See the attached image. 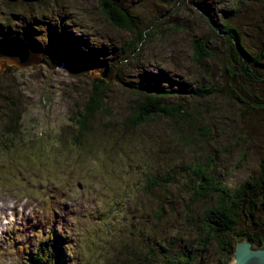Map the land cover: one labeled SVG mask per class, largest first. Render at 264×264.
Masks as SVG:
<instances>
[{
  "label": "rangeland",
  "instance_id": "374dc122",
  "mask_svg": "<svg viewBox=\"0 0 264 264\" xmlns=\"http://www.w3.org/2000/svg\"><path fill=\"white\" fill-rule=\"evenodd\" d=\"M115 1L140 16L138 28L147 29L150 40L147 36L139 42L135 31L112 25L102 14L99 0H0V49L7 54L0 52V264H39L29 262L39 242L32 225L40 219L38 213L43 214V200L55 198L52 193L59 187L65 188V197L59 201L67 204V210L58 212L65 221L59 227L70 228L71 239L81 240L82 248L49 242L44 253L48 264H133V241H141V230L149 235L151 245H141L148 246V253L159 249L152 240L159 239L160 231L165 234L162 244H168L164 250L176 247V251L194 250L196 255L200 240L212 234L210 239H214H209L206 249L208 261L197 258L195 262L227 264V250L235 249L240 236H264V210H253L250 205L244 212L252 216L240 212L230 230L203 227L202 234L203 211L211 202L197 209V225L191 227L185 214L190 195L184 186L176 188L182 165L193 161L208 168L205 173L221 181L230 194L246 184L242 182L261 175L264 108L259 107L264 103V68H260V76L252 72L251 77L257 79L245 77L244 68L239 74L227 72L224 55L231 42H224L226 35L221 30L225 22L238 28L242 20L247 28V22L248 40L241 25L239 39L246 44L251 61H264V26L250 19L251 15L260 16L261 10L250 13V7L239 21L227 15L234 0L222 4H215L216 0ZM17 35L30 41V49H39L38 55L31 50L35 58L16 48ZM200 37L216 51L203 64L194 59L193 52ZM233 42L236 44V39ZM129 46L132 50L123 54V47ZM11 47L37 63L12 64ZM233 49L239 52L237 47ZM68 56L72 61H65ZM100 78L104 79L107 108L91 117L88 135H78L72 117L83 110L91 87ZM129 83H150L166 90L181 87L185 109L196 117L197 130H191L196 144L184 147L176 141V121L165 114L154 115L139 128L123 126L136 110L139 92ZM203 86L204 91L195 97L187 95L186 91ZM166 98L170 105L179 102L178 96ZM250 104L253 106L248 107ZM209 162L212 166L206 168ZM158 172L173 175L165 195L159 191L157 197L156 191L153 197L143 196L145 175ZM90 187H95L96 197H88ZM163 197L172 202L167 216L166 203L163 215L155 208V202L162 203ZM87 212L89 221L96 218L93 228L85 219ZM256 225L262 226L263 232L260 228L256 232ZM150 230L154 234H149ZM224 239L227 250L220 247ZM257 244L253 242L254 247L264 242ZM161 256L154 254L157 260L163 259Z\"/></svg>",
  "mask_w": 264,
  "mask_h": 264
},
{
  "label": "trees",
  "instance_id": "16d2710c",
  "mask_svg": "<svg viewBox=\"0 0 264 264\" xmlns=\"http://www.w3.org/2000/svg\"><path fill=\"white\" fill-rule=\"evenodd\" d=\"M215 4H222L223 0H216ZM235 6L231 7L227 15H229V18H232V16L237 17V20L240 21L241 17L245 16V14H248V9L251 12H254L256 8H259L261 10L260 16L258 15L257 18L253 15H251L250 19L258 26H264V0H234ZM99 5L101 8L102 14L105 16L106 20L109 21L112 25H115L117 28L122 30H127L129 32L135 31V33H138L137 39L139 42H142L146 39L150 40V33L148 35L149 31H146L147 29H139L137 28L140 24L137 23L138 20L135 18L136 16L132 13H130L122 4L117 3L115 0H99ZM247 8V9H246ZM223 10H226L222 8ZM253 9V10H252ZM244 13V14H243ZM207 15V14H205ZM239 15V17H238ZM208 16V15H207ZM256 19V20H255ZM208 20L210 18L208 17ZM137 21V22H136ZM155 21H152L151 23H154ZM212 22V21H211ZM225 22V21H224ZM33 23V21H32ZM213 23V22H212ZM240 25L245 29L246 31V38L249 36V24L246 22L247 28L245 26V21L242 20L240 22ZM239 25V28L237 25H230V22L224 23V26H221L222 32L226 35V38L224 37V42L230 41L231 44H226L225 48V68L226 71L230 74H234L235 71L239 74V70L242 68L245 69V77H251L252 72L257 73V75L260 76V68H264V61H259L258 59H254L251 61V57H249V53L247 49V46L245 43H242L239 39V33L238 30H241L242 28ZM147 27L148 29L150 28ZM256 26V28L258 27ZM31 27V26H30ZM213 31L215 28H212ZM138 30V32L136 31ZM230 35L233 36V38H230ZM62 37V35L60 34ZM203 37H200L197 39L194 43V59L196 61H200V64H203L205 61H209L210 57L213 55L215 51L214 48H211L210 45H208L207 40L201 39ZM234 39H236V44L233 42ZM80 40V39H78ZM206 40V42H204ZM248 40V38H247ZM36 41V39H35ZM34 41V42H35ZM138 44L136 43L133 48H136ZM264 46V45H263ZM238 48V53L233 48ZM264 48V47H263ZM94 49V48H93ZM132 50L127 47H123V54L127 53L128 51ZM214 50V51H213ZM264 52V49H262ZM72 56H68L65 61H72ZM245 59V60H244ZM245 62V63H244ZM255 62V63H254ZM96 63V62H94ZM243 63L245 66H243ZM93 64V63H92ZM88 65V64H87ZM112 67V66H111ZM235 68V69H234ZM235 70V71H234ZM262 74V73H261ZM264 78V77H261ZM250 79H257L255 77H251ZM248 79V80H250ZM161 80V79H160ZM99 82H96L93 87H91V92L88 95L87 101L81 106L83 110L80 108L78 111L77 117H72L74 126L76 128V125L78 126L77 134L78 135H88L90 133V127L92 123V116L97 111L106 110V91L103 84L104 79L100 78L98 80ZM162 81V80H161ZM252 82V81H249ZM259 82V81H258ZM264 82V81H263ZM132 85V88H137L139 91L137 93L138 99L137 104L135 106L136 110L129 114L126 117V124L124 123L123 126H126L127 128H139L142 125H145L154 115H162L165 114V116L169 117L171 120L176 121V124L173 126V135L176 137V141H180L181 145L184 147H193L196 142L194 139H192L193 132H191L192 129L197 130V122L195 121V118L191 111L188 109H185L186 102L183 101V96L181 94V87H178L175 89L172 88L170 90H166L164 87H160L159 85L154 86L150 83L148 85H139V84H130ZM258 85L257 87H259ZM205 88L198 87L195 90L192 91H186L187 95L195 97V94H199L200 92H203ZM211 90H214L213 88ZM211 90L209 92H211ZM227 93H231V90H227ZM189 93V94H188ZM166 95L171 96H178L179 102L177 104H167L165 103ZM204 94L198 95L203 96ZM259 96V95H258ZM241 99V98H240ZM184 103V104H183ZM256 105V104H255ZM253 106V105H248ZM259 108H264V103H261V106ZM194 111V109L192 110ZM11 127L12 123H8ZM185 129V130H184ZM203 136V135H202ZM204 137H206V134H204ZM129 163L132 165V161L129 160ZM206 168L211 165L212 163H206ZM262 165H264V158ZM208 169V168H207ZM207 169H204V165L199 164L197 161H193L190 164L182 165L180 173L181 178H179L178 182H176L177 186L176 188H179L180 186H184V192L187 195H190L188 204H185V208L188 210V212H185V214L188 215L186 218V221L191 222V227L194 225H197V221L195 220V213L197 209L200 207H203L205 205V202H211L209 207H207L203 212L202 216V223L200 226L201 233L203 234L202 228L205 229L208 228L209 230H212L213 228H223L227 229L226 231L230 230L231 227L234 225V222L236 218L238 217V214L240 212H244L247 205H250L253 210L256 208H260V210H264V195L261 193V189L264 190V167L260 171V176H252L250 180L247 182L244 181L242 183H246L242 188L233 190V194H230L227 190H225V187L222 186L221 181L215 180L211 175H207L205 171L207 172ZM172 173L168 175H164L162 172L155 173L154 176L152 175H145L146 182H145V188L144 191H142L143 196H155L157 191V197L159 196V191H161V195H165L166 193V186L169 181H171ZM107 188V187H106ZM109 191V187L107 188ZM264 193V192H263ZM260 196H263V200L260 202L259 198ZM178 198V196L176 197ZM178 201H180V197L178 198ZM167 204L168 208L166 210V216L169 212H171V208L169 207V204L171 205V201H167L165 197L162 199V203L155 202V208L157 210V213L160 215H163L164 212V204ZM259 203V204H258ZM258 204V205H257ZM184 208V209H185ZM96 210L93 214H96ZM156 215V214H155ZM244 215L249 216L251 215L250 212L246 211L244 212ZM97 216V214H96ZM252 216V215H251ZM160 218V217H159ZM89 219L90 216H89ZM95 219L91 221L90 224H92V228L95 227ZM219 222L220 225H216L214 222ZM257 224V223H256ZM258 225V224H257ZM255 226L254 230L258 232V229L260 228V232H263L262 226ZM264 225V224H263ZM203 228V229H204ZM95 229V228H94ZM155 230V229H154ZM169 231V230H166ZM154 234L153 230H150L149 234ZM58 231L56 229L50 230L48 232V238L52 237L56 238L58 242L62 243L63 240L60 236L57 235ZM89 234V232H88ZM209 234V233H208ZM165 235L163 231H160L158 238H155V240H152V243L154 246L159 247L158 250L152 248L151 251L148 253V236H145L143 234V231L141 230L140 237L141 241L138 239V241H133L135 246L133 248V252H131V259L132 261L134 258L136 259L133 264H196L197 258H200L202 262L208 261V255H206V249H208V244L210 243V240L213 241V239H210L212 234H209L208 236H204L203 239L200 240L198 243L200 245L199 247V253L196 255V251L189 252L186 249L185 250H175V246L173 245L174 249L164 250L165 247L168 244L163 245L162 244V236ZM261 236V235H260ZM249 236L244 235L240 236V238H247L251 240L252 242H258L257 245H261V243L264 242V236ZM59 238V239H58ZM89 239V236L84 241V244ZM210 239V240H209ZM81 241V240H80ZM223 243H220V247L222 246V250H227L225 239L222 241ZM47 243H49V239H41L40 244L36 246L37 253L32 251V263H39V264H48L47 259L44 257V253L47 247ZM147 244L145 246H141L143 244ZM69 244V243H67ZM80 242V246H81ZM72 246H75L73 244ZM172 246V245H171ZM24 247H22L23 250ZM172 248V247H170ZM195 249V248H194ZM18 250V248H17ZM191 250V248L189 249ZM158 252L159 255L161 254L163 259H155L154 254ZM233 250H227L226 260L229 261L231 258ZM220 257V256H219ZM221 258V257H220ZM152 260V262H151ZM160 260V262H159Z\"/></svg>",
  "mask_w": 264,
  "mask_h": 264
},
{
  "label": "bare ground",
  "instance_id": "6f19581e",
  "mask_svg": "<svg viewBox=\"0 0 264 264\" xmlns=\"http://www.w3.org/2000/svg\"><path fill=\"white\" fill-rule=\"evenodd\" d=\"M137 11V10H136ZM136 16V15H135ZM137 17V20H138V22L137 23H139V24H141V20H140V16L138 17V16H136ZM96 19V18H95ZM143 24V23H142ZM140 26V25H139ZM138 26V27H139ZM137 27V28H138ZM186 28V27H185ZM167 31H169V30H167ZM197 33V32H196ZM1 37V36H0ZM151 38V37H150ZM264 39V38H263ZM15 41L16 42H19V43H25V42H28V43H30V41L28 40V39H26L25 37L24 38H22L20 35H17V38L15 39ZM256 41V40H255ZM264 41V40H263ZM252 42V41H251ZM0 43H3L2 41H0ZM259 43V42H258ZM31 44V43H30ZM264 44V43H263ZM32 45V44H31ZM33 46V45H32ZM22 50H24L25 51V53H29V56L31 57V58H35L36 56H35V54H39V49H38V51H36L35 50V48L33 47H31V49H29V48H27L25 45L24 46H22ZM31 50H33L34 52H35V54L34 53H31ZM13 51V54L15 55V58H14V62L15 61H17V60H19V61H22L21 63H23V62H25V64H23L24 66H30V65H34V64H36L37 62H35V61H31L30 62V60H28V58H27V56H21V53H17L16 52V50L15 49H13L12 50ZM16 53V54H15ZM23 55V54H22ZM20 57V58H19ZM19 58V59H18ZM65 62V61H64ZM12 64H14L13 62H12ZM27 64V65H26ZM18 66V65H17ZM24 66H22V65H20V66H18V67H21V68H23ZM97 66V65H96ZM43 202H44V205L42 206L46 211H47V213H46V215H42V214H39L38 213V216H40L39 218L40 219H43V218H48L49 217V214L52 212V210H53V208H52V203H50V202H48V201H46V200H43ZM95 212V210H92L91 211V214H93ZM63 215V214H62ZM55 221V220H54ZM57 222H59V223H61V224H65V221H64V219H63V217H59V218H57ZM86 223V222H85ZM91 223V221L89 222V225H90V227L92 228V224H90ZM36 225L38 226V227H41V228H44L45 227V225H42L41 223H39V221H36ZM44 226V227H43ZM82 227H86V224L85 225H82ZM81 228V227H80ZM67 230L70 232V233H67ZM78 230V229H77ZM61 232V233H60ZM60 232H58V236H60L61 237V239L63 240V242L64 243H70L71 241H73L72 243L73 244H75V247L77 248V249H79V250H81V248H82V246H80V241H75V237L73 238V239H71L72 237V232H71V229L70 228H68L66 225H63V229L60 231ZM35 235H37V236H39V242H37V244H36V246H38L39 244H40V239L42 238V236H41V233H38V232H33ZM79 233V232H78ZM78 238V237H77ZM59 239V238H58ZM81 239V238H80ZM49 242L50 243H56V242H58V240L56 239V238H49ZM76 242H78V243H76ZM0 249H2V248H0ZM29 259V258H28ZM30 263H32V261H31V259H30V261H29Z\"/></svg>",
  "mask_w": 264,
  "mask_h": 264
},
{
  "label": "water",
  "instance_id": "95a60500",
  "mask_svg": "<svg viewBox=\"0 0 264 264\" xmlns=\"http://www.w3.org/2000/svg\"><path fill=\"white\" fill-rule=\"evenodd\" d=\"M16 43H17L16 48H18V49H22V46H24V45L27 48H29V46H30V43H28V42H25V43L16 42ZM11 49H15V48L11 47ZM0 52L4 55H7L1 49H0ZM17 53H19V52H17ZM22 54L23 53H21V56L23 57L24 55H22ZM8 55L11 56L10 59L12 60L13 63L19 64L22 62L19 60L15 61V62L13 61L15 58L13 51L8 53ZM30 62H31V60H30ZM23 64H25V62H23L22 65ZM227 264H264V245L254 247L253 242L251 240H249L247 238L240 239L237 242L236 247L233 250L231 258L227 262Z\"/></svg>",
  "mask_w": 264,
  "mask_h": 264
}]
</instances>
